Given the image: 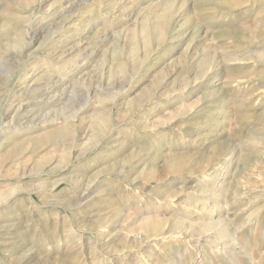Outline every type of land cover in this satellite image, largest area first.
<instances>
[{
	"label": "rangeland",
	"instance_id": "1",
	"mask_svg": "<svg viewBox=\"0 0 264 264\" xmlns=\"http://www.w3.org/2000/svg\"><path fill=\"white\" fill-rule=\"evenodd\" d=\"M13 1L0 0V11H10ZM70 1L74 3L65 11L57 8L52 14L37 11L46 10L52 0L36 4L32 16L25 14L31 21L27 32L19 36L15 27L6 31L0 25V264H264V35L256 27L257 18L264 17V0H241L235 7L222 6L219 0ZM146 3L155 4L142 16L137 9ZM65 16L79 25L63 31ZM158 16L165 29L156 45L152 30ZM142 25L152 34L147 41ZM73 28L76 34H71ZM192 31L196 43L185 51ZM252 43H259L254 52ZM76 44L87 46V51L59 57ZM214 64L207 80L203 72ZM80 78L86 80L78 83ZM188 81L187 91L180 90ZM214 85L218 92L206 96L207 87ZM40 87L60 91L63 98L41 109L35 106L40 102L36 96L44 93ZM173 87L172 96L160 94ZM18 103L25 111L20 109L16 118ZM89 103L94 106L78 113ZM180 103H195L196 110L173 125L168 112L182 117ZM106 106V121L100 122L98 108ZM139 109L147 112L133 118L135 125L123 120L124 113ZM144 117L151 130L136 126ZM33 123L40 127L28 129ZM74 133L78 137L70 147ZM115 138L127 145L120 146ZM131 146L151 156L176 155L191 171L213 158H232L221 165L223 172L219 167L222 177L182 171L162 184L129 185L122 172L130 166L120 170V163L111 164L128 157ZM105 166L108 173L95 177ZM82 176L95 183L78 197L75 177ZM180 188L181 196L171 202L170 194ZM194 202L199 208L191 205ZM103 204L110 207L104 210ZM148 211L172 217L175 223L195 224L190 230L183 226L187 237L165 234L139 244L131 240L140 232L137 222L104 219L115 212L133 217ZM213 221L218 223L208 225L210 231L199 232L200 223ZM125 235L131 239L125 241ZM75 239H80L82 250L68 248Z\"/></svg>",
	"mask_w": 264,
	"mask_h": 264
},
{
	"label": "bare ground",
	"instance_id": "2",
	"mask_svg": "<svg viewBox=\"0 0 264 264\" xmlns=\"http://www.w3.org/2000/svg\"><path fill=\"white\" fill-rule=\"evenodd\" d=\"M46 0H14L13 1V6L11 5V4H8L9 6H10V11H8L7 13L5 12V13H3L2 11H0V25H1V28H4V29H6V31L9 29V28H14L15 27V29H16V35H18L19 36V34H21V33H23V32H27V28H28V24H27V22L28 21H30V19H29V16H26L25 14H30L31 16L34 14V10H36V4H39V5H41L42 3H44ZM53 2H51V4L49 5V7L46 9V10H42L41 8H39V10H37L38 11V13L39 14H41V11H42V13H44V11H46V12H52V13H54L55 11H57V8H58V10L59 11H65L66 9H67V6H71L74 2L73 1H70V0H52ZM96 2V1H101V0H85L84 2H86V3H93V2ZM4 2V1H3ZM102 2V1H101ZM152 2V1H151ZM151 2H147V3H151ZM219 2V4L220 5H222V6H225V7H235V6H237V5H239L240 4V2H241V0H219L218 1ZM145 4L143 7H139L138 9H137V12L139 13H141L142 11H144L145 9H147L148 8V6H154V4L153 5H151V4ZM262 4H264V2H262ZM7 5V6H8ZM185 5V4H184ZM264 6V5H263ZM1 7V6H0ZM183 8H185V7H183ZM52 9V10H51ZM260 9H262V6L260 7ZM1 10V9H0ZM180 11V10H179ZM179 11H178V13H179ZM51 13V14H52ZM143 13H145V12H142V16H144L143 15ZM27 14V15H28ZM36 14V13H35ZM38 15V14H37ZM62 15V14H61ZM176 15V14H175ZM41 16V15H40ZM179 16H181V14L179 15ZM44 17V15L43 16H41V18H43ZM146 17V16H145ZM62 18V23H63V31L65 30V32L69 29V27H74V26H78V25H76L77 23V21H73V19L71 18V17H69V16H65V17H61ZM160 17L158 16L156 19V22H154L155 24H154V26H153V30H152V34H154V36L156 37V45H158L159 43H161V42H159V41H161L162 40V38H161V36H162V34H163V31H164V23L162 22V21H159L158 19H159ZM144 20H145V18H144ZM257 20H258V22H256V27H257V33L258 34H262V36L264 35V29H261V26L264 28V22H262L261 20H264V17H260V21H259V19L257 18ZM63 21H65V23L63 22ZM155 21V20H154ZM26 23V25H25V23ZM31 22V21H30ZM62 23H61V25H62ZM177 23V22H176ZM34 25V24H33ZM169 25V24H168ZM9 26H11V27H9ZM104 26V25H103ZM7 27H9V28H7ZM60 27V26H59ZM58 27V28H59ZM100 28V27H99ZM177 28V27H176ZM18 30V31H17ZM61 30V29H60ZM73 31L71 32V34H76L75 33V28H73L72 29ZM10 31V30H9ZM56 31V30H55ZM71 31V30H70ZM191 31V30H190ZM11 32V31H10ZM58 32V31H57ZM263 32V33H262ZM102 33H104L103 31H102ZM141 33L142 34H144V36H146L145 37V41H147L148 40V37H149V35H152V34H150V32H148V30H147V28H146V26H144V25H142L141 26ZM251 33V32H250ZM29 35L31 34V33H28ZM27 34V35H28ZM98 34V33H97ZM148 36H147V35ZM26 35V34H25ZM100 35H101V33H100ZM105 35H107V33L105 32L104 33V36ZM113 35V34H112ZM194 35H195V32L194 31H192V33H191V35H190V37H189V39H188V44H186V46L184 47V49H185V51H187V49H189L190 48V46H191V42H193V45L196 43V38H197V35H196V37L194 38ZM260 35H258V36H260ZM7 36V35H6ZM34 36V35H33ZM74 36V35H73ZM164 36H165V34H164ZM163 36V37H164ZM187 37V36H186ZM161 38V39H160ZM109 38H107V40H108ZM106 40V41H107ZM194 40V41H193ZM199 40H201V39H199ZM255 40V39H254ZM105 41V40H104ZM256 41V40H255ZM26 43V42H25ZM27 44V43H26ZM80 44V43H79ZM79 44H76V45H74L73 47H71L70 48V51H68L67 53H66V50L64 51H61L59 54H60V56L59 57H61L62 55L64 56V54H65V56H70V55H73V54H76V53H78V55L79 54H81L82 52H86L87 50H86V48H87V46H79ZM259 43H256L255 45L252 43V45H253V51L252 52H254V51H256L257 50V48L256 47H259V46H257ZM50 45V44H49ZM262 45H264V44H262ZM91 46V45H90ZM48 47V46H47ZM193 47V46H192ZM261 47V46H260ZM92 48V47H91ZM91 48H88V50L90 49V53L92 52V50H91ZM49 49V48H48ZM0 51H2V50H0ZM184 51V52H185ZM52 52V51H51ZM1 53V52H0ZM5 53V52H4ZM6 54V53H5ZM4 54V55H5ZM1 55V54H0ZM11 55V54H10ZM3 56V55H2ZM7 56V55H6ZM9 56V55H8ZM62 56V57H63ZM262 56V58H261V64L264 66V46H263V48H262V50H261V52H260V57ZM89 59V58H88ZM234 59H237V58H234ZM241 59H247V57H243V58H241ZM240 59V60H241ZM148 60V59H147ZM188 61V60H187ZM254 61H256V59H254ZM226 62V61H225ZM257 62V61H256ZM85 63V62H84ZM218 65V64H217ZM219 65H221V64H219ZM256 65V64H255ZM119 67H120V64L118 65ZM216 66V64H214V65H212L211 67H209L206 71H204L203 73H204V78H206L207 80L209 79V78H211L210 77V73H212V70H213V67H215ZM46 74V73H45ZM49 76V75H48ZM49 77H51V75L49 76ZM216 77V76H215ZM218 77V76H217ZM42 79V78H41ZM48 79H50V78H48ZM62 79V78H61ZM74 79V78H73ZM81 79L82 78H80L79 80H78V83H81ZM83 79H85V78H83ZM82 79V81L84 82V80ZM40 80V78L39 79H37L36 81H39ZM54 80V79H53ZM60 80V79H59ZM86 80V79H85ZM92 81V80H91ZM50 82V81H49ZM77 82V81H76ZM83 82H82V84H83ZM191 81H188V83L186 84H183V86H181V88H179L180 90H182V91H187V89H188V85H189V83H190ZM233 82V81H232ZM237 83H239V82H241L240 80H238V81H236ZM50 83H52V82H50ZM75 83V82H74ZM205 83V82H204ZM54 84V83H53ZM64 84V82H62V85ZM66 84V83H65ZM65 84H64V86H62V88H61V86H59L60 88H61V90H63L64 91V89H65ZM86 84V83H85ZM88 84V83H87ZM219 84H222L221 82L219 83ZM55 85V84H54ZM72 85H75V84H73L72 83ZM166 85V82H165V80L161 83H159V85L157 86V90L159 91V89L160 88H163L164 86ZM196 85V84H195ZM38 86V85H37ZM49 86V85H48ZM47 86V87H48ZM67 86V85H66ZM92 86V85H91ZM206 86V85H205ZM47 87H45V88H41L43 91H44V93H40L38 96H36V99L38 98V100L40 101V102H38L37 104H35V106H37L38 105V107H41V109H42V106H43V104H49V105H51V104H53L55 101H58L59 99H61V98H63V96H62V93L59 91V93L55 90V94L53 93H51V91H49L48 90V88ZM54 87V86H53ZM71 87H73V86H71ZM93 87V86H92ZM219 87V86H218ZM218 87H215V85H214V87L213 86H211V87H207V94H206V96H212L213 94H215L216 92H218ZM91 89V88H90ZM39 90V89H38ZM68 90V89H67ZM131 90V89H130ZM11 91H13V90H11ZM40 91V90H39ZM66 91V90H65ZM57 92V93H56ZM88 92V91H87ZM96 92V91H95ZM65 93V92H64ZM97 93V92H96ZM173 93H175V88L173 87L172 89H170V90H168V91H165V92H160V94L161 95H166V97L167 96H172L173 95ZM12 94V93H11ZM66 94V93H65ZM154 94V93H153ZM94 96H95V94H93ZM12 97V96H11ZM91 97V96H90ZM98 98V97H97ZM127 98V97H126ZM151 98V97H150ZM89 99V98H88ZM97 100V99H96ZM150 100V99H149ZM100 102H102V100H99ZM213 101V100H212ZM105 102V101H104ZM131 102V101H130ZM146 102V101H145ZM9 103V102H8ZM33 103H35V102H33ZM115 103V102H114ZM113 103V104H114ZM127 103V102H126ZM97 104H100V103H97ZM103 104V103H102ZM102 104H100V106L102 105ZM40 105V106H39ZM115 105V104H114ZM12 106V105H11ZM11 106H9V108H12ZM46 106V105H45ZM44 106V107H45ZM91 106H94L93 104H84L81 108H79V110H78V113H81V112H84V111H87V110H89V107H91ZM103 106V105H102ZM126 106H128V107H130L129 106V102L127 103V105ZM43 107V108H44ZM47 107V106H46ZM49 107V106H48ZM95 107H96V105H95ZM107 107V106H106ZM104 108V107H97L98 109H99V113H97L98 114V118H99V120H100V122H105L106 121V118L103 116V112H105L109 107H107V108ZM121 107V106H120ZM178 108H177V110H184L183 112H182V117H181V115L180 116H176V115H174L173 114V112L172 111H167L168 112V116H169V122H171V123H173V125L175 124V123H177V121L179 120V118H183V117H185V118H188V117H190L191 116V111L193 110H196V104L194 103V104H192L191 106H188L186 103L185 104H183V103H180L178 106H177ZM127 108V107H126ZM125 108V109H126ZM198 108V107H197ZM22 110V111H25V108H24V106L22 105V103H18V106L16 107V109H15V112L17 113V115H16V118H17V116H18V114H20V112H19V110ZM37 109V108H36ZM93 109V108H92ZM121 109H123V108H119V109H117L118 110V112L119 111H121ZM31 110H32V108H31ZM176 110V111H177ZM125 111H127V110H125ZM139 111H140V109L139 110H137V111H135V110H133V111H127L126 113H124L123 114V120L125 121V120H128L127 122L128 123H132V124H134V123H136L134 120H133V118L134 117H136V118H138L139 116H141L142 117V115L144 116L145 114H146V112H147V110L145 111V112H142V113H139ZM179 112V111H178ZM32 113V112H31ZM15 114V113H14ZM136 114V115H135ZM12 115V114H11ZM23 115V114H22ZM45 115L46 116H49V110L48 111H46L45 112ZM74 117H76V115H73ZM95 115H93V117H94ZM97 116V115H96ZM14 117V116H13ZM43 117V116H42ZM141 117H139V118H141ZM48 118V117H47ZM164 118V117H163ZM184 118V119H185ZM13 119V118H12ZM75 119V118H74ZM45 120H47V123H48V119H45ZM139 120V119H138ZM166 120V119H165ZM50 122L49 123H53L54 122V119H50L49 120ZM27 122V121H26ZM33 122V120L31 119V120H29V123H32ZM72 122H75V121H72ZM9 123V122H8ZM39 123V122H38ZM38 123H33V125L30 127V128H28V129H37V128H39L40 127V125L38 124ZM44 123V122H43ZM42 123V124H43ZM73 124V123H72ZM165 124V123H164ZM135 125V124H134ZM21 126V125H20ZM136 126H138V127H141V129H152L151 127H149V125H148V123H147V118L146 117H144V120H140V121H138V123L136 124ZM157 127L159 126V125H156ZM126 129V128H125ZM128 129V128H127ZM133 129V128H132ZM113 130H115L114 128H110L109 129V132L110 131H112L113 132ZM128 130H130V129H128ZM157 131H159V130H156V131H154V132H151V133H153V135H154V133H156ZM27 132H31L30 130H28ZM45 132V131H44ZM127 132V131H126ZM43 133V132H42ZM158 133V132H157ZM30 134V133H29ZM46 134H48V133H46ZM52 134V135H51ZM49 136L50 137H52L54 134L53 133H51ZM77 133H74L71 137H70V139H69V143H68V146H70V147H72L73 146V144L75 143V141H76V139H77V137H78V134L76 135ZM137 134V133H136ZM49 136H46V138L47 137H49ZM110 136V135H109ZM50 137H49V139H50ZM122 137V136H121ZM220 137V136H219ZM34 138V137H33ZM40 138H42V136H40ZM32 140V138H30L29 137V140ZM44 139V138H43ZM52 139V138H51ZM28 140V141H29ZM35 140V139H34ZM42 140V139H41ZM55 140V139H54ZM162 140V139H161ZM27 141V140H26ZM27 141V142H28ZM40 141V140H39ZM44 141H46L45 139H44ZM48 141V140H47ZM52 141V140H51ZM114 142H117L120 146L121 145H127V143L124 141V139H122L121 141H118V139L117 138H115V140H113ZM24 142V141H23ZM36 142V141H35ZM112 141L111 140H107V142L106 143H111ZM34 143V142H33ZM42 143H43V141H42ZM53 143V142H52ZM113 143V142H112ZM259 143H260V141H259ZM28 144H30V143H27V145ZM32 144V143H31ZM36 144V143H35ZM39 144V143H38ZM40 144H41V142H40ZM39 144V146H43V145H40ZM115 144V143H114ZM114 144L113 145H111V146H114ZM22 145V144H21ZM26 144H25V146H27ZM53 145H55V144H53ZM117 145V144H116ZM25 146H24V148H25ZM32 146V145H31ZM38 146V147H39ZM45 146V145H44ZM255 146V145H254ZM264 146V145H263ZM28 147V146H27ZM132 147V146H131ZM23 148V149H24ZM34 148H37V147H34ZM100 148V147H99ZM38 149V148H37ZM65 148H63L62 150H64ZM119 149L120 148H117V149H115L116 150V152H117V154L118 153H120V152H118L119 151ZM17 150V149H16ZM33 150V149H32ZM35 150V149H34ZM103 151H105L104 149H103ZM111 151H108L107 152V154H109ZM130 153H129V156L128 157H126V158H121V159H117V160H115L114 161V163H112L111 165H116V164H119L120 163V170L121 169H124V165L125 164H127V165H129L130 166V169L129 170H126V169H124V171L122 172V177L124 178V180L126 181V182H128V184L129 185H135L137 182H141V181H143V182H141V184H144V183H151V182H159V181H162L161 182V184L162 183H164V182H166V181H172V180H175V175L177 174V173H180V172H182V171H184V172H192L191 171V169H190V164L187 162V161H184L182 158L181 159H178V157H176V155L174 156L173 154H170V153H165V154H154L153 156H151L149 153H151V152H149V151H146V152H144V149L143 148H140V147H138V146H136V147H132L131 148V151H129ZM31 153H33V151L31 152ZM141 153V154H140ZM170 154V155H169ZM95 155V154H94ZM126 156V155H125ZM101 157V156H100ZM115 157H117V156H114V158ZM234 157V156H233ZM231 158L232 157H223V159H218V158H216V159H211L210 161H208L207 163H206V165L205 166H203L202 168H199V169H196L197 171H205L206 172V174H208V176L210 177V176H213L212 174H214V175H216V176H218V177H222L224 174L223 173H221V172H219V167H220V170L222 171V169L223 168H221V165H223V163H225V165L227 164V162L228 161H230L231 160ZM90 159V158H89ZM116 159V158H115ZM218 159V160H217ZM216 160V161H215ZM105 161H106V159H105ZM104 161V162H105ZM212 161V162H211ZM217 164H219L217 167H215ZM228 166V165H227ZM103 167V166H102ZM108 167V166H107ZM136 169V170H133V169ZM99 169V168H98ZM98 169H97V171H98ZM102 168H100L99 169V171L98 172H96V175H95V177H97L99 174H101V173H103V172H105V174H107L108 172H107V170H106V166H105V169H102ZM119 170V171H120ZM196 170H194V171H196ZM161 171H162V173H161ZM193 171V172H194ZM225 171V170H224ZM124 172H125V174H124ZM223 172V171H222ZM75 173V172H74ZM81 173V172H80ZM84 174V173H83ZM104 174V175H105ZM81 176V175H80ZM74 177V176H73ZM72 177V178H73ZM77 180H79V188H78V197H80V196H82L86 191H88L89 190V188H91L93 185H94V181H95V179L94 180H90V178L89 177H80V179H78L77 177H75ZM109 179V178H108ZM220 179V178H219ZM164 180V181H163ZM75 181V180H74ZM224 181V180H223ZM77 182V181H76ZM75 183V182H74ZM75 185V184H74ZM76 186V185H75ZM141 186H144L145 187V185H141ZM74 187V186H73ZM76 188V189H77ZM76 189H74V190H76ZM40 191H44V190H38L37 191V193H39ZM72 192V191H71ZM91 192V191H90ZM183 192V189H178V190H175L174 192H172V194H170V197H171V199H172V201L171 202H175V200L178 198V197H180L181 195V193ZM224 192V191H223ZM45 193V192H44ZM50 193V192H49ZM55 193V192H54ZM53 193V194H54ZM226 193H227V191H226ZM263 193V192H262ZM260 194H261V192H260ZM180 195V196H179ZM71 196V195H70ZM156 196L159 198H162L161 197V194H156ZM220 196V195H219ZM218 196V197H219ZM77 197V198H78ZM169 197L167 196V199H168ZM89 199V198H88ZM106 199H108V198H106ZM166 199V198H165ZM159 200V199H158ZM164 200V199H163ZM162 200V201H163ZM107 203L109 202L108 200H105ZM78 202V201H77ZM86 202V201H85ZM101 202H103V201H98V203H101ZM79 203H80V201H79ZM79 203H76L77 205H79ZM106 203V204H107ZM185 203V202H184ZM190 203H191V201H190ZM204 203H206V202H202L200 205H201V208H204ZM87 204H88V202H87ZM102 204V203H101ZM172 204V203H171ZM98 205V204H97ZM100 205V204H99ZM103 205H105V204H103ZM195 209H197V208H199V206H197V203L196 202H194V203H192L191 204ZM108 207H110V205H108V206H106L105 205V207H104V210L105 209H108ZM211 207H213V206H211ZM188 210V209H187ZM84 213V212H83ZM109 212L107 211V214H108ZM116 213V212H115ZM115 213H113L112 215H110V216H105V218L104 219H106V220H108V219H110L111 217H118V219L117 220H114V221H121V222H137V227H138V229L140 230V232H138L134 237H133V239H131L130 238V236H128V235H125L124 236V238L123 239H126L125 241H127V240H129V239H131V240H133V241H137L139 244H141V243H146V242H148V241H150V239H157L158 237H162V236H164L165 234H176V235H183V236H185V237H187V236H189L190 235V233L188 234L186 231L187 230H190V229H192L193 227H192V225H194L195 223H193V222H189V223H186L187 225H185L184 223V221H180L179 220V222L177 221L176 223H175V220H172V217H166V216H159V215H157V213L156 214H152L151 215V212H144L143 213V215H136V216H133L132 217V215L131 214H127V213H120L119 214V212H118V214H115ZM154 213V212H153ZM219 214V213H218ZM106 215V214H105ZM102 216V215H101ZM174 219V218H173ZM209 219H211V218H209ZM216 219V218H215ZM216 220H218V219H216ZM57 221V220H56ZM114 221H110V222H114ZM118 223V222H117ZM200 223V222H199ZM218 222L217 221H213V222H210V223H200L199 224V226H200V228H201V231H199L201 234H206L208 231H210L209 229L211 228V227H208V225H213V224H217ZM54 224V223H53ZM56 224V223H55ZM112 224V223H111ZM198 224V223H197ZM221 224V223H220ZM224 225V224H223ZM111 226V225H110ZM183 226H186L187 228H185V229H187L185 232H182V228H183ZM219 226V225H218ZM197 227V226H196ZM212 227H214V226H212ZM108 228V227H107ZM215 228V227H214ZM223 228V227H222ZM225 228V227H224ZM56 229H57V227H56ZM64 229V228H63ZM178 229V230H177ZM226 230H227V228H225ZM222 230V229H221ZM215 231V230H214ZM213 231V232H214ZM219 231H220V229H219ZM70 232V231H69ZM101 232V233H100ZM99 232V236L103 233V231H100ZM190 232V231H189ZM216 232L218 233V231L216 230ZM225 232V231H224ZM65 233H67V232H65ZM210 233V232H209ZM216 233V234H217ZM220 233V232H219ZM222 233V232H221ZM224 234V233H223ZM228 234V233H227ZM71 235L73 236L74 234H72L71 233ZM70 234L68 235V239L65 241L66 243L69 241V237L71 236ZM105 235V234H104ZM208 235V234H207ZM219 235V234H218ZM205 236V235H204ZM209 236V235H208ZM216 237H217V235H216ZM234 237V236H233ZM107 238V237H106ZM213 238V237H212ZM222 238V237H221ZM229 238V237H228ZM99 239H101V237H99ZM209 239V238H208ZM234 239V238H233ZM79 240L80 239H75V240H73L72 242H71V244L69 245V249L70 248H77V249H79V250H77V251H80V250H82L81 248H80V245L81 244H79L80 242H79ZM223 240V239H222ZM229 240V239H228ZM231 240V239H230ZM234 241H236L235 239H234ZM233 242V241H232ZM95 246V245H94ZM84 251V250H83ZM75 252V251H74ZM79 256V255H78ZM77 256V257H78ZM83 264H85V263H83Z\"/></svg>",
	"mask_w": 264,
	"mask_h": 264
}]
</instances>
